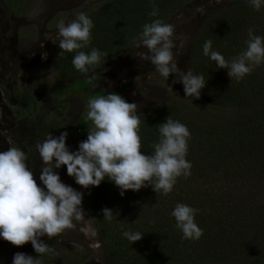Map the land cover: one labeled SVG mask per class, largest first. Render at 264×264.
<instances>
[{
    "label": "rangeland",
    "instance_id": "374dc122",
    "mask_svg": "<svg viewBox=\"0 0 264 264\" xmlns=\"http://www.w3.org/2000/svg\"><path fill=\"white\" fill-rule=\"evenodd\" d=\"M110 1L0 0V151L9 147L24 151L29 169L43 187L39 181L42 161L36 143H42L49 133L58 137L83 119L91 97L115 93L136 103L137 114H149L171 104L166 117L190 126L186 160L192 165L191 175L186 179L179 177L167 196L156 194L151 187L141 188L142 192L125 191L123 196L117 193L123 199L140 192L138 198H142L133 213L126 209L128 214H113L115 219L108 221L103 218L101 207L92 214L95 210L90 207L86 189L67 175L66 166L54 169L62 183L82 193L84 218L73 221V228L51 240L40 237L53 249L43 255H37L30 242L17 247L0 238V264H12L17 252L36 257L41 264H264V230L260 229L264 227L253 232L234 224L239 216L243 217L242 225L264 224V164L247 163L252 157L259 156L261 160L264 128L250 138L246 131L231 135L221 128L233 129L239 123L252 122L257 112L230 105L228 100L209 98L203 95L204 88L199 99L185 97L182 83H172L175 75L168 79L160 76L154 65L140 59V53L147 49L137 47L143 25L159 19L174 27L177 47L172 52L181 71L202 75L210 67L213 72L214 63L203 54L202 34L209 24L226 14L237 18L244 4L234 0H124L127 12H113L110 23L114 27L107 34H122L126 46L86 73L79 72L71 78L59 76L53 66L60 51L57 23L68 24L81 12L89 16ZM152 4L159 9L156 17L149 15ZM250 27L260 30L258 23ZM176 37H187L183 49ZM43 53L47 54L46 59H42ZM220 78L225 80L228 94L264 86V63L240 81L230 80L227 70ZM81 79L88 80L83 88L79 87ZM38 126L43 127L42 131H37ZM89 126L87 122L75 133L66 146L70 152L77 151L79 143L87 139ZM158 140L159 135H152L148 147L154 150L153 144ZM213 163H218V168ZM230 174L237 178L226 189L225 178ZM184 192L188 196L182 198ZM197 201L199 211L194 220L203 235L199 240L182 241L171 213L178 203L196 209ZM93 215L103 238L91 219ZM145 220L149 223L146 232L152 234L130 243L122 233ZM89 230L96 235L86 236L85 231ZM96 243L99 247L93 248Z\"/></svg>",
    "mask_w": 264,
    "mask_h": 264
},
{
    "label": "clouds",
    "instance_id": "9594fccd",
    "mask_svg": "<svg viewBox=\"0 0 264 264\" xmlns=\"http://www.w3.org/2000/svg\"><path fill=\"white\" fill-rule=\"evenodd\" d=\"M246 2L255 11L264 4V0ZM151 6L149 15L158 16V7ZM93 26L92 20L83 12L70 23L59 21L56 26L60 38L59 54L75 52L72 64L82 73L88 71V66L98 65L105 55L96 48L88 53L81 50L90 45ZM174 31L171 24L159 19L144 24L137 47L143 46L147 52L140 53V59L154 65L165 79L174 74L176 79L172 83H182L185 97L199 99L206 80L203 75H193L190 70L185 73L178 68L172 52L177 47ZM175 39L180 40L179 48L183 49L187 37ZM244 43L246 47L231 62L212 50L211 40L205 41L203 54L216 62L217 69H226L230 80L240 81L264 63V37L254 35L250 28ZM46 55L43 53L42 59H46ZM87 109L84 117L90 122L87 139L79 143L77 151L70 152L66 147L67 132L58 137L49 133L42 143H36L42 161L39 181L43 187L37 184L29 169L24 151L18 147L0 151V238L4 241L17 247L30 242L37 255H43L53 249L40 237L47 236L51 240L73 228V221L84 218L82 193L62 183L54 171L61 166H66L67 175L74 177L75 183L82 188L99 186L107 178L117 186L121 196L127 190L138 191L144 187L167 196L179 177L186 179L191 175L192 165L186 160L190 132L184 124L166 117L159 126V140L153 144L154 152L145 155L141 151V121L136 103L111 93L91 97ZM198 211L182 203L172 211L182 241L199 240L203 235L194 220ZM102 213L105 220H112V209L104 208ZM122 234L130 243L142 239L140 232L124 231ZM85 235L95 236L96 233L89 230ZM92 247L98 248L99 244ZM12 264L41 262L36 257L17 252Z\"/></svg>",
    "mask_w": 264,
    "mask_h": 264
},
{
    "label": "trees",
    "instance_id": "16d2710c",
    "mask_svg": "<svg viewBox=\"0 0 264 264\" xmlns=\"http://www.w3.org/2000/svg\"><path fill=\"white\" fill-rule=\"evenodd\" d=\"M128 2L127 0H125ZM124 0H112L108 4H104L103 6H100L98 9L94 10L93 13L89 14V18L93 22V28L91 29V43L88 46V48L81 49L82 51H85L86 53L90 52L92 48L98 49L101 53H104L101 57V62L98 65L94 66H88V71L100 66L105 60L109 59L112 55H114L117 51V49H120L123 45H125V38L122 34H117L116 32H111L107 34V32L113 30L110 28H113V23L111 24L110 21L112 20L113 12L117 11H125L127 12V6L123 4ZM236 3H243L244 7L241 8V11L238 12L237 18H233L232 15L226 14L224 17H220L216 22L213 24H209V26L206 27V30L202 34L203 39L205 41L211 40L212 41V50L219 52L225 60L231 62V60L236 57L245 47V40L248 39V30L251 28V25H254L256 23L259 24V29L253 34L258 35L261 37H264V4H262L261 9L259 11L253 10V8L245 1L243 0H234ZM124 12V13H125ZM259 19V21H258ZM243 37V39H240ZM239 38V39H238ZM200 45V44H199ZM126 46V45H125ZM61 51V50H60ZM59 51V52H60ZM59 52L56 54V57L53 61L54 70L56 73L61 77L71 78L72 76H75L79 74V71H77L73 64V52H63L62 54H59ZM59 54V55H58ZM214 63L213 66V72L211 71L210 67L204 72L200 69H198V72L203 73L206 80V85L203 90V95L208 96L209 98L215 99L218 98L219 100H228L230 101V105L233 104V106H245L246 110L247 107L251 110H254L256 113L255 120L249 123H243V124H237V126L233 127V129H225L224 127H221L224 130H227L228 133L231 135H234L235 133L237 135H242L243 132L246 131V137H254L255 134L262 132L261 128H264V86L261 87H247L242 88L239 92H234L228 94V89L224 85V79L220 78V76L223 74L224 70L226 69H217L216 62L211 61ZM212 73V75H211ZM79 87L83 88L85 86V83L88 82L86 79L78 80ZM256 100H259L258 104H254ZM11 102V100H10ZM13 103V102H11ZM225 103V102H224ZM245 104V105H244ZM251 104V105H250ZM172 109V106L170 103L165 104L164 106L160 107L159 109H156L155 111L149 113V114H138L140 118V130L139 135L141 138V151L145 155H150L154 152V150L150 149L148 147L149 140L152 135H159V126L161 123H163L166 119V115L168 114V111ZM178 120L179 116H177ZM176 118V119H177ZM187 121V119L185 120ZM180 122V121H179ZM184 122V121H183ZM38 124V123H37ZM87 122L85 119H81L80 121H77L73 123L71 126L66 128L63 132H67V138H66V146H68L71 142V139L74 137L75 133L80 131L81 129L85 128ZM188 124V123H187ZM40 125V124H39ZM43 127L38 126L37 131H42ZM190 129V126L188 125V130ZM19 130V127H17V131ZM264 139V134H263ZM203 138L201 139V141ZM257 142L259 143L258 136H257ZM262 156L260 157L261 160L258 158H250V161L247 163H258V161L263 162L264 164V153H260ZM240 159H243L244 157L241 155H238ZM221 162V161H220ZM218 168V163H213ZM221 164V163H220ZM236 177H232V174H230V177L225 178L227 180V183L224 184V186L227 189V185L234 184V181ZM129 191V190H127ZM142 192V189L139 190ZM120 190L115 186V184L111 181H109L107 178L103 180L99 186H90L86 189L87 199L89 200V204L91 209L95 210L92 214H97V208H109L113 210V214H128L126 212V209L129 211V213H133L132 210H136L137 208V202L142 198H138V195L140 192L136 194V196H129L124 197L123 199L117 195ZM185 194L182 196V198H185L188 196V193L184 192ZM92 201V204H91ZM198 201L195 204V208L198 209ZM92 221L96 224V229L99 233L98 228V220L97 217H94V215L91 217ZM115 219V217H113ZM243 217L239 216L235 218L234 224L236 227L243 226L251 228V230L254 232L255 228L257 227H264V224L254 227L242 225ZM148 221L145 220V222H141L138 225H132V228H126L127 230H132L131 232H140L142 233V236L145 235H151L152 233L146 232L148 230ZM146 226V227H145ZM261 230H264L263 228H260ZM126 230V231H127ZM257 233L263 234V232L258 231ZM100 237L102 235L99 233ZM253 235V233H252ZM254 237V236H253ZM200 248V247H199ZM201 249V248H200ZM251 252V251H250ZM111 253V252H109ZM110 255V254H109ZM212 254L211 256H213ZM111 264V263H110Z\"/></svg>",
    "mask_w": 264,
    "mask_h": 264
}]
</instances>
